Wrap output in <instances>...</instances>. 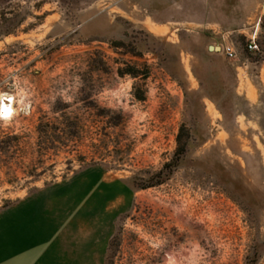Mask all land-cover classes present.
<instances>
[{
  "label": "rangeland",
  "instance_id": "374dc122",
  "mask_svg": "<svg viewBox=\"0 0 264 264\" xmlns=\"http://www.w3.org/2000/svg\"><path fill=\"white\" fill-rule=\"evenodd\" d=\"M261 23L264 0H0V241L94 197L95 264H264Z\"/></svg>",
  "mask_w": 264,
  "mask_h": 264
},
{
  "label": "crops",
  "instance_id": "0c3cea01",
  "mask_svg": "<svg viewBox=\"0 0 264 264\" xmlns=\"http://www.w3.org/2000/svg\"><path fill=\"white\" fill-rule=\"evenodd\" d=\"M211 58L220 57L219 52H210ZM94 215H106L107 220L101 226V232L77 231L80 225L87 231L89 218ZM112 215L111 204L99 198L59 199L44 198L29 208L21 220L12 223L10 237L0 241V251L9 250V259L4 264H95L99 252L107 247L108 220ZM73 225L66 236L61 234L62 225ZM52 225L55 230L49 239L47 229ZM60 238H65L67 246H62ZM105 251V250H104Z\"/></svg>",
  "mask_w": 264,
  "mask_h": 264
},
{
  "label": "bare ground",
  "instance_id": "6f19581e",
  "mask_svg": "<svg viewBox=\"0 0 264 264\" xmlns=\"http://www.w3.org/2000/svg\"><path fill=\"white\" fill-rule=\"evenodd\" d=\"M13 104H14V100L11 96H5V97H1L0 98V119L3 121H8L12 114H13ZM4 109H8L7 111V115L4 114ZM89 225L87 226V231H82L84 229H82V227L80 225H76L75 227H77V231L80 229V232L82 231L83 233L85 232H95V228H97L96 224H97V219H95L94 216H91L89 218ZM50 227L48 228L47 231V237L50 239L52 234H53V230H55V228L50 224ZM73 225H69V222H65L64 225H62V230H61V234L64 235L65 237L71 232V228ZM99 233V231L97 232ZM89 234V233H88ZM61 239V238H60ZM62 241L64 240V238L61 239Z\"/></svg>",
  "mask_w": 264,
  "mask_h": 264
},
{
  "label": "trees",
  "instance_id": "16d2710c",
  "mask_svg": "<svg viewBox=\"0 0 264 264\" xmlns=\"http://www.w3.org/2000/svg\"><path fill=\"white\" fill-rule=\"evenodd\" d=\"M261 26L263 27V23H261ZM126 75L130 76L131 78H137V73L133 70L132 72L130 73H126ZM143 78L146 80V76H143ZM139 101H144V96L142 95L141 97H138L137 98ZM180 134L178 135L177 137V140H176V143H177V154H179L180 156L184 155L185 152H186V146H187V143H184L182 145V143L180 142ZM179 152V153H178ZM163 182L160 181L159 183H156V185H160L161 183ZM156 185H151V186H148V187H143V189H146V188H150V187H153V186H156Z\"/></svg>",
  "mask_w": 264,
  "mask_h": 264
},
{
  "label": "built area",
  "instance_id": "2783aa9c",
  "mask_svg": "<svg viewBox=\"0 0 264 264\" xmlns=\"http://www.w3.org/2000/svg\"><path fill=\"white\" fill-rule=\"evenodd\" d=\"M247 48H248V50L251 51V50H254L256 47H255L254 43L251 42V43L248 45ZM222 52H223L224 55H225L227 58H229V59H232V58L235 56L233 49L230 48V47L223 48V49H222Z\"/></svg>",
  "mask_w": 264,
  "mask_h": 264
},
{
  "label": "water",
  "instance_id": "95a60500",
  "mask_svg": "<svg viewBox=\"0 0 264 264\" xmlns=\"http://www.w3.org/2000/svg\"><path fill=\"white\" fill-rule=\"evenodd\" d=\"M208 51L209 52H219L220 51V48L219 47H216V46H209L208 47Z\"/></svg>",
  "mask_w": 264,
  "mask_h": 264
},
{
  "label": "clouds",
  "instance_id": "9594fccd",
  "mask_svg": "<svg viewBox=\"0 0 264 264\" xmlns=\"http://www.w3.org/2000/svg\"><path fill=\"white\" fill-rule=\"evenodd\" d=\"M4 114L7 115L8 113L5 111Z\"/></svg>",
  "mask_w": 264,
  "mask_h": 264
},
{
  "label": "snow or ice",
  "instance_id": "6c2138e0",
  "mask_svg": "<svg viewBox=\"0 0 264 264\" xmlns=\"http://www.w3.org/2000/svg\"><path fill=\"white\" fill-rule=\"evenodd\" d=\"M4 111H6V112H7V111H8V109H4Z\"/></svg>",
  "mask_w": 264,
  "mask_h": 264
}]
</instances>
